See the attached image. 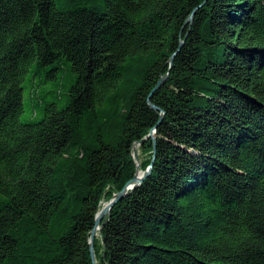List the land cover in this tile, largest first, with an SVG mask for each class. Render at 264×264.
<instances>
[{"label":"trees","instance_id":"16d2710c","mask_svg":"<svg viewBox=\"0 0 264 264\" xmlns=\"http://www.w3.org/2000/svg\"><path fill=\"white\" fill-rule=\"evenodd\" d=\"M153 128L97 264H264V0H0V264H94Z\"/></svg>","mask_w":264,"mask_h":264},{"label":"rangeland","instance_id":"374dc122","mask_svg":"<svg viewBox=\"0 0 264 264\" xmlns=\"http://www.w3.org/2000/svg\"><path fill=\"white\" fill-rule=\"evenodd\" d=\"M51 68V66H43L34 69L33 76H31V73L26 75V79L23 81L24 110L20 115V121L30 122L42 118V107L36 106L39 101L44 105L47 102L57 100V105L61 108L67 104V92L73 82V75L67 65H63L62 71L59 73L60 78L58 80H52L48 77V70ZM48 90H55V92L46 93ZM56 96H58V98H56ZM134 146L135 150H132V153L133 157L135 153L137 154V158H135L137 171V167L141 168V162L146 160L149 154L141 149V143H135ZM142 171L144 172V170ZM111 200L104 201L103 203L107 205Z\"/></svg>","mask_w":264,"mask_h":264},{"label":"water","instance_id":"95a60500","mask_svg":"<svg viewBox=\"0 0 264 264\" xmlns=\"http://www.w3.org/2000/svg\"><path fill=\"white\" fill-rule=\"evenodd\" d=\"M195 12V10H194ZM193 14L189 17V21H192L193 20ZM183 43V42H182ZM170 62L172 63L173 62V56L171 57L170 59ZM168 76V73L163 76L158 84L156 85V87L153 89L151 95L157 90L159 89L162 84L165 82L166 78ZM150 95V97H151ZM150 97H149V100H150ZM150 106L154 109H159L157 106H155L153 103L150 102ZM164 114V111H162L161 115L163 116ZM159 124V123H158ZM151 138L153 140V156H152V160H151V163L148 165V167L144 170L143 174L141 177H137L136 174L135 176L129 180L127 182V184L125 185V187L123 188L122 191H120L119 193H117L115 195V197L105 206L102 208V210L98 213L97 217H96V226L95 228L92 230V233H91V238H90V251H91V257H92V260H93V263L94 264H97L96 262V256H95V250H94V240H95V237H96V234H97V230L100 229V224H101V221L104 219V217H106L107 215H109L111 209L114 207V205L120 200L122 199L128 192L129 190H133L135 189L138 185H140L152 172V168H153V165H154V162H155V159H156V143H157V138L155 136V128L151 129V131L149 132V134L144 138L142 139L140 142L138 143H144L147 139ZM133 150H135V146L133 147ZM134 158H137V154L135 153L134 155ZM137 171H138V167H137ZM136 171V172H137Z\"/></svg>","mask_w":264,"mask_h":264},{"label":"bare ground","instance_id":"6f19581e","mask_svg":"<svg viewBox=\"0 0 264 264\" xmlns=\"http://www.w3.org/2000/svg\"><path fill=\"white\" fill-rule=\"evenodd\" d=\"M143 169H141L140 167H138V171H137V173H136V176L137 177H141L142 176V174H143V171H142ZM106 206V203H103V207H105Z\"/></svg>","mask_w":264,"mask_h":264}]
</instances>
